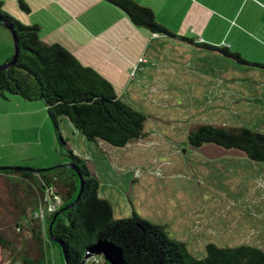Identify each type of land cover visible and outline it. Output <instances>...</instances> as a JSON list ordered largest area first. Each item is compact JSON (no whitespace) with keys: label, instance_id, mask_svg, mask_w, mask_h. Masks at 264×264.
I'll return each mask as SVG.
<instances>
[{"label":"rangeland","instance_id":"obj_1","mask_svg":"<svg viewBox=\"0 0 264 264\" xmlns=\"http://www.w3.org/2000/svg\"><path fill=\"white\" fill-rule=\"evenodd\" d=\"M2 1L8 14L38 24L40 39L65 45L104 74L122 100L146 114L142 137L123 147L86 140L65 117L59 123L73 153L97 176L98 192L111 203L114 218L133 210L164 224L169 236L184 241L196 257L204 255L207 242H242L264 250V160L210 144L193 147L187 140L189 129L199 123L243 124L264 132V67L140 27L132 29L134 46L128 50L118 43L130 46L114 21L122 12L103 0H67L64 6L59 0H23L28 11L19 9L17 0ZM171 28L175 31L178 23ZM249 28L253 38L242 36L231 50L264 63V27ZM12 53L11 31L0 23V63ZM64 153L41 101L0 98L1 165L46 168L62 162ZM25 187L0 176V233L9 241L0 248V264L40 254L46 264H60L48 226L60 195L45 190L47 201L33 206ZM95 259L103 264L102 255Z\"/></svg>","mask_w":264,"mask_h":264},{"label":"trees","instance_id":"obj_2","mask_svg":"<svg viewBox=\"0 0 264 264\" xmlns=\"http://www.w3.org/2000/svg\"><path fill=\"white\" fill-rule=\"evenodd\" d=\"M103 1L122 12L120 16H126L135 27L151 33L175 35L157 23L147 5L136 0ZM17 5L23 11L29 10L23 0H17ZM2 7L0 0V23L11 25L18 50L15 61L0 69V98L16 95L25 101H41L55 142L65 149V158L59 164L39 170L0 169V176L9 182L25 184L24 190L31 194L33 206L47 201L45 190L59 192L55 193L61 198L59 209L50 213L48 226L49 238L55 236L59 240L53 243L58 247L60 264H79L85 249L99 237L118 245L129 264H264V250L256 245L240 242L222 246L207 242L204 255L196 257L184 241L169 236L164 224L145 220L133 210L127 217L114 218L111 203L98 192L97 176L79 155L73 153L61 135L59 123L65 117L86 140L123 147L142 137L146 114L122 100L104 74L82 63L65 45L40 39L38 24H24ZM177 39L192 41L181 35H177ZM195 45L239 63L264 67V63L246 60L239 51L227 46L205 42ZM10 58L6 57L5 61ZM187 140L193 147L210 144L237 151L252 160H264V132L243 124L199 123L189 129ZM68 161L79 168L82 185L77 172L65 164ZM65 205L69 206L62 208ZM33 212L38 215V210ZM8 244L0 233V248ZM91 256L99 257L97 254ZM95 258L86 259L83 264H99ZM17 262L46 264L44 254L38 257L20 255ZM103 264L110 263L103 257Z\"/></svg>","mask_w":264,"mask_h":264},{"label":"crops","instance_id":"obj_3","mask_svg":"<svg viewBox=\"0 0 264 264\" xmlns=\"http://www.w3.org/2000/svg\"><path fill=\"white\" fill-rule=\"evenodd\" d=\"M66 1L67 0H59L60 4L63 6L64 4L69 5ZM136 1L149 6L154 13L157 23L175 32L176 36L170 37L177 39V35L185 37L189 35L191 37L188 38L192 40L191 42H181L187 46H193L198 49H202L195 45V43L199 42L231 48L232 43L239 41L242 36L253 38L251 34H248L251 32L249 27H253V29L264 27V5L261 4H264V0ZM175 22L178 23V28L174 31L171 27ZM115 23H120L119 35L122 36L125 32V37L130 46L124 45L120 39L118 43L128 50H132V46L134 45L131 43L132 39L130 38V34L132 33V29L136 27L132 26L127 17L124 16L120 17V21L115 20ZM122 27L124 28L122 29ZM105 33L109 34V31L104 29V34ZM115 33L116 32H114V34ZM178 41L180 42L179 39ZM105 44L111 45L109 42ZM111 46L114 47V45ZM138 58L139 57H137V60Z\"/></svg>","mask_w":264,"mask_h":264},{"label":"water","instance_id":"obj_4","mask_svg":"<svg viewBox=\"0 0 264 264\" xmlns=\"http://www.w3.org/2000/svg\"><path fill=\"white\" fill-rule=\"evenodd\" d=\"M2 23L6 27H8L11 31V35L13 38V53H12L11 58L9 60L0 63V69L9 66L10 64H12L15 61V58L17 56V50H18L16 35H15L14 31L12 30L11 25L6 24L5 22H2ZM65 164L69 165L70 167H72L77 172L79 179H80V185H82V174H81L79 168L70 161L65 162ZM6 168H11V169H15V170H17V169L39 170L40 169V168H33V167H30L27 165H1L0 164V169H6ZM68 206L69 205H65L62 208H66ZM58 211L59 210H57L54 213V216L57 214ZM52 239L55 241H59L55 236H52ZM93 254L102 255L104 257V259L106 261H108L110 264H129L128 261L123 256L122 249L118 245H116L115 243H113L112 241H110L104 237L97 238L93 244H91L90 246H88L85 249V252H84L79 264H83L84 261ZM63 264H66V262H64Z\"/></svg>","mask_w":264,"mask_h":264},{"label":"built area","instance_id":"obj_5","mask_svg":"<svg viewBox=\"0 0 264 264\" xmlns=\"http://www.w3.org/2000/svg\"><path fill=\"white\" fill-rule=\"evenodd\" d=\"M60 201H61V198H60ZM60 201H59V205H60ZM49 203V202H48ZM54 207H55V205H54Z\"/></svg>","mask_w":264,"mask_h":264}]
</instances>
